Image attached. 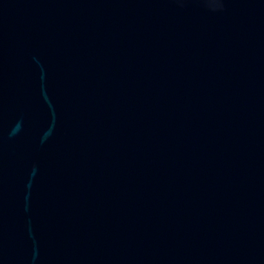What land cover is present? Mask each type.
Masks as SVG:
<instances>
[{
    "label": "water",
    "instance_id": "95a60500",
    "mask_svg": "<svg viewBox=\"0 0 264 264\" xmlns=\"http://www.w3.org/2000/svg\"><path fill=\"white\" fill-rule=\"evenodd\" d=\"M0 264H264V0H0Z\"/></svg>",
    "mask_w": 264,
    "mask_h": 264
}]
</instances>
